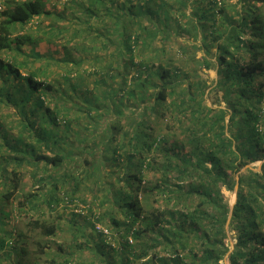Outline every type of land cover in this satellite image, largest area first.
Returning <instances> with one entry per match:
<instances>
[{"label": "trees", "instance_id": "obj_1", "mask_svg": "<svg viewBox=\"0 0 264 264\" xmlns=\"http://www.w3.org/2000/svg\"><path fill=\"white\" fill-rule=\"evenodd\" d=\"M204 1L215 2L177 0L171 13L164 0H73L80 12L70 17L66 1L61 11L46 8L48 0L4 1L0 104L13 105L20 116L0 118V260L32 264L23 258L27 232L4 226L13 202L38 208L27 225L52 236L60 216L44 213L61 201L76 206L80 184L89 180L104 193L101 211L89 226L70 212V243L92 250L101 264H264V0H219L223 23L207 36L216 42V84L226 102L217 109L197 99L203 83L167 58L166 38L187 33L180 24L185 6ZM207 13L190 12L203 29ZM42 15L64 23L42 24L41 34L27 30ZM57 37L63 41L58 38L55 56L50 48ZM41 41L50 48L40 53ZM35 61L39 67L29 68ZM50 64L65 87L45 72ZM85 65L103 83L119 75L121 92L85 85L79 74ZM172 118L189 121L187 138L162 132ZM257 160L259 169L241 171ZM103 162L110 168L100 167ZM24 164L34 166L33 190L24 189ZM151 172L159 176L150 179ZM236 185L230 208L222 189ZM61 255L56 250L52 262L82 264L72 252Z\"/></svg>", "mask_w": 264, "mask_h": 264}, {"label": "rangeland", "instance_id": "obj_2", "mask_svg": "<svg viewBox=\"0 0 264 264\" xmlns=\"http://www.w3.org/2000/svg\"><path fill=\"white\" fill-rule=\"evenodd\" d=\"M5 0H0V6L4 5ZM23 1V0H18ZM63 1L67 3V11H65V15L70 17L79 14V5L77 3H73V0H48L46 8H49L54 11H61L62 10V4ZM218 1V2H217ZM236 0H224V2H235ZM153 2H156L158 5L161 3V0H153ZM221 2V1H220ZM177 0H164L163 7L166 8L169 12L173 13L174 9L176 8ZM75 4V5H74ZM80 4V3H79ZM219 6V0H215L212 2L207 3L204 1V3L199 6H193L192 9L190 5H186L184 8V15L180 16V24L183 26V28H187V33L182 32H172L167 39V58L170 56L172 57V64L175 66H178L182 71L183 74L188 78L189 80H200L203 83V86L200 88L203 93L197 98H202V104H205L213 109L217 108H226V102L223 100V91L218 88V85L216 84L218 82V74H217V62L215 54L217 53V48L214 45V41H212L211 38H207L210 29L217 30V26L222 25L223 19L220 16V13L218 11ZM72 7V8H71ZM73 9H77L74 13L72 12ZM195 9L198 12H201L203 10H207V17L202 22H205L204 29L199 25L200 23L196 22V19H198V16H193L190 14V12ZM59 20L57 15L54 16H40V17H34L32 19V24L29 23L27 26L29 30L30 26L34 27V29H31L32 33L34 34H41V27L47 23L57 24L60 23L62 25L61 19ZM214 20V22H213ZM40 24V25H38ZM43 24V25H42ZM197 25V26H195ZM38 26V27H37ZM41 26V27H40ZM182 33V34H181ZM215 34V33H213ZM57 37L56 42L52 43V47L50 48L44 41L38 42L36 44V49L41 52H45L46 48H50L51 51H54L55 46H59V40ZM62 39V38H61ZM63 41V39H62ZM159 45L158 43H156ZM161 44V43H160ZM169 44L173 45V49L169 47ZM205 44H209L208 47H205ZM183 47V50L181 49ZM182 52L183 54H181ZM8 56L13 57L17 60H22L25 58V55L15 53V55L11 56L10 53H6ZM12 54V53H11ZM53 55L57 56V50H55ZM207 57V62H204L201 57L202 56ZM60 56V54L58 55ZM36 63L32 64L33 67H29L32 69H37L39 67L38 61H35ZM85 65L83 70H80L79 74L84 76L83 80L85 81V85L94 86L95 90L98 89V91H101V89H107L109 90V85H112V88H115V92L119 93L120 90V79L121 77L115 76L114 78H109L106 76V83L101 82L99 80V75L94 74L88 70V67ZM26 66L25 68H22L23 72H26L25 70L28 69ZM56 66L49 65L48 69L45 70V72L50 74V77L52 76L56 83L60 84L62 87L66 86L65 81L56 71H59V68H55ZM132 68L129 69V72H132ZM84 71V72H81ZM41 72V71H39ZM43 72V69H42ZM41 72V73H42ZM55 73V74H53ZM24 74V73H23ZM78 75V73H75ZM79 76V75H78ZM129 76H127L128 78ZM18 81V80H16ZM14 84L13 81H10L7 83V86L12 87ZM65 89V88H64ZM66 90H69L66 88ZM112 93L113 90H112ZM227 114L224 117V121L227 122L228 119ZM20 115L16 113V108L11 104H0V118L2 120H15L18 119ZM61 119V118H60ZM186 120L185 118L183 121ZM168 127H165L162 129V132H169L172 134L173 132H177L176 136L178 138H187L186 134L188 131L185 130V127L188 126L189 121L186 120V125H181L180 122L176 121V118H172V120L169 119L168 121ZM62 124V122L60 123ZM191 124V123H190ZM168 133V134H169ZM188 135V134H187ZM98 150V148H97ZM7 153V152H5ZM97 153V151H96ZM96 156V154H95ZM124 162V161H123ZM262 160H257L255 162L249 163L247 166L243 167L241 171H244L246 167H251L253 169H259L261 165ZM122 164V163H121ZM100 167H105L107 169L110 168V165L107 163H101ZM34 169V166L31 164H24L23 165V172H24V189H35L37 188V184L33 183V179L31 177L30 171ZM114 173L116 174L118 172V167L114 166L113 169ZM100 172V169L98 170ZM103 172V171H102ZM158 173L151 172L149 178L154 179L155 177H158ZM88 180V179H87ZM89 181V180H88ZM83 180L80 184V192H77L78 198H82V200L78 199L77 201H74L73 204H76V206L65 205L64 201L60 202V205L56 207L55 210L48 211L44 213V217L52 219L54 217H59V224H61L57 229L55 230V234L52 236H44L40 233L39 229L33 230L32 226L27 225L28 222L32 220V215L37 212L38 208H27L26 204L21 205L13 202L11 204L12 207V213L9 215L7 219L4 221V226L10 228L11 226H16L17 228L24 229L28 236L27 240L29 243L28 252L24 254V257L26 260L31 262L32 264H54L52 262V258L55 256V251L60 250L62 251V256H68L70 258L69 252H72L74 257L77 258L79 261H82V264H101L99 259L94 256L93 251L87 248H83L82 245L80 248L72 246L71 240H70V223L68 221L71 211L78 212V218L85 220L89 226V222H91L94 219L95 214H97L100 209V205L98 204L99 201L102 200V197L104 196L103 191L102 192H96L93 190L92 185L90 184V181ZM236 187H234L233 191L222 189L223 195L225 199L227 200L229 207L231 208L236 200ZM96 197H95V193ZM104 200V199H103ZM43 211H46V207L43 204L42 207ZM40 210V211H42ZM85 217V218H83ZM101 223V222H100ZM98 223V228L103 229L104 226L102 223ZM104 227V228H103ZM87 232H90V229L88 227H85ZM97 228V229H98ZM106 232L109 233L108 229L106 228ZM17 231H15V234ZM233 231L229 232V238H228V244L230 249H232L233 246V238L232 236ZM117 237V236H116ZM79 241L83 242L84 238L79 237ZM111 243H115L113 240H111ZM79 243V242H78ZM42 245L45 247L44 250L42 248ZM62 247L63 249L58 248ZM73 249L74 251H71L70 249ZM68 252V253H67ZM58 258V260L62 258ZM64 258V257H63ZM12 260L9 262L7 258H4L0 260V264H12ZM223 264H226V261L223 262Z\"/></svg>", "mask_w": 264, "mask_h": 264}, {"label": "built area", "instance_id": "obj_3", "mask_svg": "<svg viewBox=\"0 0 264 264\" xmlns=\"http://www.w3.org/2000/svg\"><path fill=\"white\" fill-rule=\"evenodd\" d=\"M1 7V6H0ZM107 230L106 229H104V232H106Z\"/></svg>", "mask_w": 264, "mask_h": 264}, {"label": "water", "instance_id": "obj_4", "mask_svg": "<svg viewBox=\"0 0 264 264\" xmlns=\"http://www.w3.org/2000/svg\"><path fill=\"white\" fill-rule=\"evenodd\" d=\"M236 187V186H235Z\"/></svg>", "mask_w": 264, "mask_h": 264}]
</instances>
